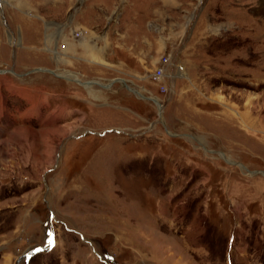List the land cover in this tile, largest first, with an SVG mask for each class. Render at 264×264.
Masks as SVG:
<instances>
[{
  "label": "rangeland",
  "instance_id": "374dc122",
  "mask_svg": "<svg viewBox=\"0 0 264 264\" xmlns=\"http://www.w3.org/2000/svg\"><path fill=\"white\" fill-rule=\"evenodd\" d=\"M258 3L0 0V95L36 84L26 109L48 107L0 120V264H264ZM70 49L80 85L52 74ZM57 85L74 116L53 117Z\"/></svg>",
  "mask_w": 264,
  "mask_h": 264
},
{
  "label": "crops",
  "instance_id": "0c3cea01",
  "mask_svg": "<svg viewBox=\"0 0 264 264\" xmlns=\"http://www.w3.org/2000/svg\"><path fill=\"white\" fill-rule=\"evenodd\" d=\"M53 50L55 51V52H53L55 55H57V53L61 54V52H57L58 50H60L59 48L54 47ZM77 51H73L71 49L69 51H67L68 53L67 52L64 53V51H63L62 55L63 56L66 55V56H64L65 58L62 57V59L60 57H56L55 55L52 57V70L55 74H58L57 76L54 74L53 75L56 76L59 81H61L62 80L61 78H63L62 76H64V74L59 75V74H61V71L62 72L64 71V70H61V68L63 69L65 67V65H68L69 67L75 65V63L71 62V60H72L71 55L72 54L82 55V57H76V58H78L77 59L78 62L86 61L85 60L86 55H84V53H86V52H83L84 50H77ZM66 60H67V63L65 62ZM40 70L45 71L42 69H37V71H40ZM77 71H79L80 74H82V76H85L86 74H84V73H87V71H83V69H78ZM3 72L9 73V71L7 69L0 67L1 76H3L4 74H8V73H3ZM69 76H72V77H70V79L69 78H63V79H66V81L68 83L69 82H77L80 85L81 82L77 78L76 74L73 73L72 75L70 74ZM167 77H168L167 78L168 79L167 84L169 85L170 81H172V78H171L172 73L170 74V72H168ZM3 86H5V87H3ZM34 86H37V85L36 84H31V85L25 84V86H23V85L14 86L13 84H10V83H8V84L4 83V85H2V87L4 88V91L7 90V94L2 95V96L0 95V107L2 105V108H3V110H2L3 111V113H2L3 117L0 116V120H1V118L5 117V114H4V111H5V112L9 113V115H11L12 118L14 119V121L12 122L13 124L10 127L15 125L16 123H20V124L28 125V126H26L28 128L29 126L32 125L31 121L23 122L22 120H24V119L32 120V119L42 118L44 113H45V111H42V109L43 108L48 109L47 105H43V108L38 107V106L34 107L32 105L29 109H26V106L28 105V103H31V104H33V102L38 103V98L39 97L41 98L44 94H46L45 92L40 91L38 89L39 87H34ZM57 86H58V89H52L51 93H47V94L51 95V113H52L53 117L59 118V119H66V118H69L71 116H74L75 113L78 111V109H76V107H74V106H72V108H71L70 103H73L74 105H76V103L79 104L80 102H85L84 97H82L81 94H78L76 92H70V91L67 92V91H65V89L64 90L60 89L59 85H57ZM103 86H105V87H103L105 89L114 87L113 85H111V82L106 84V85H103ZM17 87H19V88H17ZM32 87H34V88H32ZM85 90H87V89H85ZM31 93H33L32 96H31ZM115 93H119L118 90ZM77 100H79V101H77ZM7 103H8V105H7ZM0 113H1V109H0ZM82 116H86V114L85 115L81 114V117ZM3 125H4V123L1 126H3ZM7 126H9V125L8 124L5 125L4 128H7ZM20 127L21 126H18V128H20ZM2 130H0V135H3L4 132H6L5 129H2ZM118 130L121 131L120 134L122 132H124L123 130H120V129H118Z\"/></svg>",
  "mask_w": 264,
  "mask_h": 264
},
{
  "label": "bare ground",
  "instance_id": "6f19581e",
  "mask_svg": "<svg viewBox=\"0 0 264 264\" xmlns=\"http://www.w3.org/2000/svg\"><path fill=\"white\" fill-rule=\"evenodd\" d=\"M258 7H259V8L256 7V10H255L254 12L257 13L259 16H262V17L264 18V0H259ZM260 18H261V17H260ZM52 74H54L53 71H52ZM54 75H55V74H54ZM56 76H57V75H56ZM93 85H94V84H93ZM86 86H87V85H86ZM138 96L142 97L140 94H139ZM151 100L154 102V104H156V103H155V100H153V99H151ZM242 168H243V167H242ZM176 258H177V257H176ZM176 258H175V257H172L171 260H173L174 263L179 264L180 262L178 261V259L176 260Z\"/></svg>",
  "mask_w": 264,
  "mask_h": 264
},
{
  "label": "water",
  "instance_id": "95a60500",
  "mask_svg": "<svg viewBox=\"0 0 264 264\" xmlns=\"http://www.w3.org/2000/svg\"><path fill=\"white\" fill-rule=\"evenodd\" d=\"M49 72H51V71H49ZM115 81H117V80H115ZM121 82H123L122 80H120ZM88 84H92V83H90V82H88ZM128 88V87H127ZM128 90H130V88H128ZM131 91V90H130ZM132 92H136L135 90H132ZM158 103V102H157ZM161 106L162 105H160L159 104V106H158V110H159V114H161L160 112H161V110H160V108H161ZM219 154L221 155V156H223V154L221 153V152H219ZM225 162H227L228 164H233V163H231L230 161H227V160H225ZM238 165H240V164H238ZM245 169V168H244ZM250 174H261V175H263L264 176V173L263 172H260V171H248Z\"/></svg>",
  "mask_w": 264,
  "mask_h": 264
},
{
  "label": "snow or ice",
  "instance_id": "6c2138e0",
  "mask_svg": "<svg viewBox=\"0 0 264 264\" xmlns=\"http://www.w3.org/2000/svg\"><path fill=\"white\" fill-rule=\"evenodd\" d=\"M48 245L49 246H51L52 245V243H53V240H52V234L51 233H49L48 234ZM37 251H41V249H37Z\"/></svg>",
  "mask_w": 264,
  "mask_h": 264
},
{
  "label": "built area",
  "instance_id": "2783aa9c",
  "mask_svg": "<svg viewBox=\"0 0 264 264\" xmlns=\"http://www.w3.org/2000/svg\"><path fill=\"white\" fill-rule=\"evenodd\" d=\"M159 76H161V74H159ZM161 90H162L163 92H166V91H167L165 86H162V87H161Z\"/></svg>",
  "mask_w": 264,
  "mask_h": 264
}]
</instances>
